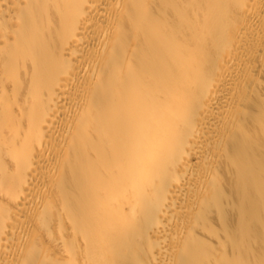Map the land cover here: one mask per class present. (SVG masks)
<instances>
[{
	"label": "bare ground",
	"instance_id": "obj_1",
	"mask_svg": "<svg viewBox=\"0 0 264 264\" xmlns=\"http://www.w3.org/2000/svg\"><path fill=\"white\" fill-rule=\"evenodd\" d=\"M0 264H264V0H0Z\"/></svg>",
	"mask_w": 264,
	"mask_h": 264
}]
</instances>
